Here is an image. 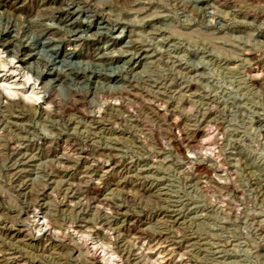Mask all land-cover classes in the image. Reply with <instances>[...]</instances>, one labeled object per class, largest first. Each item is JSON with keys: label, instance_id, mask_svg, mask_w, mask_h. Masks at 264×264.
I'll return each mask as SVG.
<instances>
[{"label": "rangeland", "instance_id": "374dc122", "mask_svg": "<svg viewBox=\"0 0 264 264\" xmlns=\"http://www.w3.org/2000/svg\"><path fill=\"white\" fill-rule=\"evenodd\" d=\"M0 264H264V0H0Z\"/></svg>", "mask_w": 264, "mask_h": 264}, {"label": "bare ground", "instance_id": "6f19581e", "mask_svg": "<svg viewBox=\"0 0 264 264\" xmlns=\"http://www.w3.org/2000/svg\"><path fill=\"white\" fill-rule=\"evenodd\" d=\"M50 40V39H49ZM53 42V41H52ZM43 46V45H42ZM47 46H49V44H47ZM45 48V47H44ZM52 48V47H51ZM17 64V63H16ZM7 66V65H6ZM20 66V65H19ZM23 68V67H22ZM12 71V70H11ZM6 72V71H5ZM26 78V77H25ZM29 79V78H28ZM6 82V81H5ZM17 86V83L15 82V83H6V89L13 95V94H16L17 93V91H18V88L16 87ZM28 85V84H27ZM22 86V85H21ZM32 90V89H31ZM31 93H33V92H31ZM30 93V94H31ZM35 93V92H34ZM25 95H27V94H25ZM33 95V94H32ZM35 95V94H34ZM19 96V95H18ZM37 96V95H36ZM27 97H31V95H29L28 94V96ZM39 97V96H38ZM41 97V96H40ZM37 99V98H36ZM35 99V100H36Z\"/></svg>", "mask_w": 264, "mask_h": 264}]
</instances>
